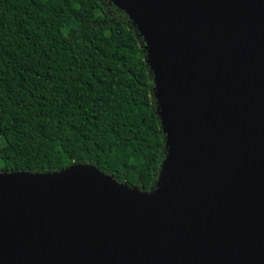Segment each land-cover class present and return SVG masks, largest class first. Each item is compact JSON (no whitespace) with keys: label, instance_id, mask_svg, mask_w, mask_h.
Returning <instances> with one entry per match:
<instances>
[{"label":"water","instance_id":"95a60500","mask_svg":"<svg viewBox=\"0 0 264 264\" xmlns=\"http://www.w3.org/2000/svg\"><path fill=\"white\" fill-rule=\"evenodd\" d=\"M146 40L166 158L0 171V264H264V0H113Z\"/></svg>","mask_w":264,"mask_h":264},{"label":"trees","instance_id":"16d2710c","mask_svg":"<svg viewBox=\"0 0 264 264\" xmlns=\"http://www.w3.org/2000/svg\"><path fill=\"white\" fill-rule=\"evenodd\" d=\"M146 56L113 0H0V171L89 164L151 191L167 155Z\"/></svg>","mask_w":264,"mask_h":264},{"label":"rangeland","instance_id":"374dc122","mask_svg":"<svg viewBox=\"0 0 264 264\" xmlns=\"http://www.w3.org/2000/svg\"><path fill=\"white\" fill-rule=\"evenodd\" d=\"M135 28H136V30L138 32L139 38L141 39V44L143 45V47L145 49V47L148 46V41L146 40V38L143 35H141V32H140V30L138 29V27L136 25H135Z\"/></svg>","mask_w":264,"mask_h":264}]
</instances>
